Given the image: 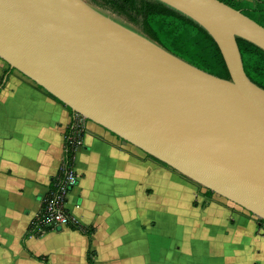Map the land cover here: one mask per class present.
Returning a JSON list of instances; mask_svg holds the SVG:
<instances>
[{"label":"water","instance_id":"obj_1","mask_svg":"<svg viewBox=\"0 0 264 264\" xmlns=\"http://www.w3.org/2000/svg\"><path fill=\"white\" fill-rule=\"evenodd\" d=\"M216 41L230 76L187 62L87 0H0V58L71 110L264 218V88L236 35L264 26L219 0H160Z\"/></svg>","mask_w":264,"mask_h":264},{"label":"crops","instance_id":"obj_2","mask_svg":"<svg viewBox=\"0 0 264 264\" xmlns=\"http://www.w3.org/2000/svg\"><path fill=\"white\" fill-rule=\"evenodd\" d=\"M0 78V264H86L88 248L92 264H264L249 212L89 118L69 157L78 181L66 204L90 238L69 224L24 234L59 169L72 111L17 69L0 67Z\"/></svg>","mask_w":264,"mask_h":264},{"label":"trees","instance_id":"obj_3","mask_svg":"<svg viewBox=\"0 0 264 264\" xmlns=\"http://www.w3.org/2000/svg\"><path fill=\"white\" fill-rule=\"evenodd\" d=\"M91 1L92 3L90 4L101 11H103L100 9L101 6L105 5L109 7L112 13L115 14L114 17L111 16L112 19L138 29L139 32L145 34L154 41L156 40L168 48L173 54L185 61L192 62L218 76H230L226 62L223 60L219 51L220 49L213 37L195 20H192L189 16L187 17L178 12L170 5L160 0ZM219 1H223L234 8L240 9V11L250 19L257 21L264 26V0ZM236 39L240 49L239 52L241 61H243V67L246 74L253 82L256 84L258 83V85L264 88V48L245 38H242L240 35H236ZM9 68L11 67L8 65L7 69ZM1 83H3V78H0V84ZM67 106L70 108L69 105ZM147 155L173 168L172 165L166 163L158 157L156 158L150 154ZM64 156L66 160H69L71 151L67 149ZM173 170L179 172L175 168H173ZM204 191L208 196L214 193L206 187H204ZM258 219L259 223H264V218L259 217ZM66 224H69L71 228L78 229L82 233L88 234V237L90 238L91 227L81 226L76 222H72L70 219ZM34 228H36V226L32 225V227L27 229L24 234H27ZM90 254L91 250L88 248L85 253L86 264H92L93 262ZM36 258L41 260L44 264H48L44 258L39 256H36Z\"/></svg>","mask_w":264,"mask_h":264},{"label":"built area","instance_id":"obj_4","mask_svg":"<svg viewBox=\"0 0 264 264\" xmlns=\"http://www.w3.org/2000/svg\"><path fill=\"white\" fill-rule=\"evenodd\" d=\"M85 118L78 112H72L69 127L65 133L59 169L55 172L51 179V185L42 197L41 209L32 220L36 228H53L66 224L71 219L66 196L69 188L77 183L78 173L70 165V161L65 159L64 153L67 149L72 153L82 145L83 120ZM261 228L264 230V225Z\"/></svg>","mask_w":264,"mask_h":264},{"label":"rangeland","instance_id":"obj_5","mask_svg":"<svg viewBox=\"0 0 264 264\" xmlns=\"http://www.w3.org/2000/svg\"><path fill=\"white\" fill-rule=\"evenodd\" d=\"M86 1V0H85ZM89 3H92V1L91 0H87ZM92 5V4H91ZM100 7V6H99ZM100 9H102L103 10V12H105V14H107V15H109L110 17L112 16V17H114L115 16V14L114 13H112V11H111V9L109 8V7H107V6H105V5H103V6H101L100 7ZM6 67V68H8V65L6 64V62L5 61H3V59L2 58H0V67ZM199 186L200 187H202V188H204V186L202 185V184H200L199 183ZM211 197H213V198H221V199H223V200H225V199H227V200H229L230 201V203H234L235 205H237L238 207H240V204L239 203H237V202H235V201H233V200H231V199H229V198H227V197H222V196H220V195H218V194H216V193H212L211 195H210ZM240 209H242L241 207H240ZM242 210H245L246 212H248L246 209H242ZM250 215H251V217L254 219V221H255V223H256V230H257V237H262V236H264V230L261 228V226H263L264 225V223H259L258 222V218L259 217H257L255 214H253V213H250ZM261 237L258 239V240H260L261 239ZM263 238V237H262ZM258 242V241H257ZM257 245H258V243H257ZM263 246V249H261L260 250V252H258L257 254H256V259L257 260H259L260 261V259H263L264 258V245H262ZM258 248H260V247H258ZM248 249V248H247Z\"/></svg>","mask_w":264,"mask_h":264}]
</instances>
